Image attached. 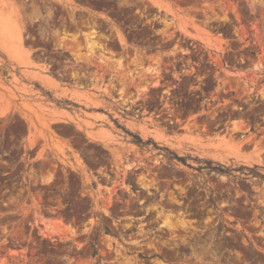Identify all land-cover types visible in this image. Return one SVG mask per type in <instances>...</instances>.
Returning a JSON list of instances; mask_svg holds the SVG:
<instances>
[{
	"label": "rangeland",
	"instance_id": "rangeland-1",
	"mask_svg": "<svg viewBox=\"0 0 264 264\" xmlns=\"http://www.w3.org/2000/svg\"><path fill=\"white\" fill-rule=\"evenodd\" d=\"M256 172L264 0H0V264H264Z\"/></svg>",
	"mask_w": 264,
	"mask_h": 264
},
{
	"label": "bare ground",
	"instance_id": "bare-ground-1",
	"mask_svg": "<svg viewBox=\"0 0 264 264\" xmlns=\"http://www.w3.org/2000/svg\"><path fill=\"white\" fill-rule=\"evenodd\" d=\"M8 54H10L14 59H16L19 63H20V59L18 58V56H14L11 52L10 53H8ZM23 63V62H22ZM167 220V219H166ZM167 226L170 230H175L176 228L167 220V221H165V224H164V226ZM48 233H52L53 234V236L55 235V237H61V235H62V231L61 230H58V229H52V231H50V232H48Z\"/></svg>",
	"mask_w": 264,
	"mask_h": 264
},
{
	"label": "trees",
	"instance_id": "trees-1",
	"mask_svg": "<svg viewBox=\"0 0 264 264\" xmlns=\"http://www.w3.org/2000/svg\"><path fill=\"white\" fill-rule=\"evenodd\" d=\"M126 133L129 134V135H131V136H133V135H132L130 132H128V131H126ZM133 137H134V139H135L134 143L137 144V145H139V146H146V145H148V144L150 143V141L144 142L139 136H133ZM223 168H224V167H223ZM255 168L258 169L257 166H256ZM224 169L227 170L226 168H224ZM221 172H223V170H221ZM255 175H256L257 177L264 178V176L261 175V174L258 173V172H256Z\"/></svg>",
	"mask_w": 264,
	"mask_h": 264
},
{
	"label": "crops",
	"instance_id": "crops-1",
	"mask_svg": "<svg viewBox=\"0 0 264 264\" xmlns=\"http://www.w3.org/2000/svg\"><path fill=\"white\" fill-rule=\"evenodd\" d=\"M93 133L95 135L93 139H95L96 141H107L108 140L103 128H97L93 130Z\"/></svg>",
	"mask_w": 264,
	"mask_h": 264
}]
</instances>
